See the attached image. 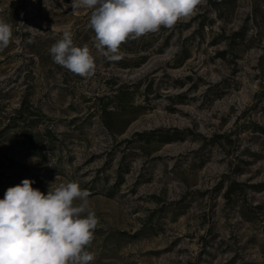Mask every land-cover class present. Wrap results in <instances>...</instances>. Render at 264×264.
Returning a JSON list of instances; mask_svg holds the SVG:
<instances>
[{"label":"rangeland","instance_id":"374dc122","mask_svg":"<svg viewBox=\"0 0 264 264\" xmlns=\"http://www.w3.org/2000/svg\"><path fill=\"white\" fill-rule=\"evenodd\" d=\"M71 2L0 0V199L77 182L91 264H264V0H206L115 62ZM65 30L93 76L53 61Z\"/></svg>","mask_w":264,"mask_h":264},{"label":"clouds","instance_id":"9594fccd","mask_svg":"<svg viewBox=\"0 0 264 264\" xmlns=\"http://www.w3.org/2000/svg\"><path fill=\"white\" fill-rule=\"evenodd\" d=\"M206 0H72L71 7L92 9L89 27L94 47L109 61H119L120 46L161 27L172 29L187 20ZM12 37L10 24L0 20V49ZM31 43V40L28 41ZM53 61L73 74L88 78L96 64L87 44L75 46L65 30L49 49ZM22 180L0 199V264H91L87 251L98 218L89 208L90 192L77 182L60 183L47 194ZM76 201H79L77 204Z\"/></svg>","mask_w":264,"mask_h":264},{"label":"trees","instance_id":"16d2710c","mask_svg":"<svg viewBox=\"0 0 264 264\" xmlns=\"http://www.w3.org/2000/svg\"><path fill=\"white\" fill-rule=\"evenodd\" d=\"M103 110H105V109H103ZM105 112V111H104Z\"/></svg>","mask_w":264,"mask_h":264}]
</instances>
